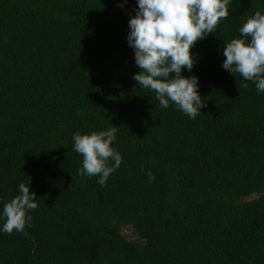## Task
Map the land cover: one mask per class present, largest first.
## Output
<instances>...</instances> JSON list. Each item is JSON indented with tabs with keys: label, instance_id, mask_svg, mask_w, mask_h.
I'll return each mask as SVG.
<instances>
[{
	"label": "trees",
	"instance_id": "obj_1",
	"mask_svg": "<svg viewBox=\"0 0 264 264\" xmlns=\"http://www.w3.org/2000/svg\"><path fill=\"white\" fill-rule=\"evenodd\" d=\"M138 11V0H0V264H264V92L222 67L264 0H230L192 46L181 76L206 102L195 119L133 78ZM111 127L122 161L101 186L80 174L73 136ZM21 183L38 207L8 234L3 209Z\"/></svg>",
	"mask_w": 264,
	"mask_h": 264
},
{
	"label": "clouds",
	"instance_id": "obj_2",
	"mask_svg": "<svg viewBox=\"0 0 264 264\" xmlns=\"http://www.w3.org/2000/svg\"><path fill=\"white\" fill-rule=\"evenodd\" d=\"M230 0H138L136 16L129 21L128 42L135 51V61L141 71L134 79L143 89L153 90L160 106L167 108L172 101L183 113L195 119L206 102L197 91L198 78H184L182 68L191 71V48L198 40L213 33L221 19L228 16ZM246 39H232L223 48L222 67L233 75L239 73L245 81H253L264 92V15L259 11L240 28ZM175 73V77L171 76ZM247 88L248 84L240 85ZM117 127L90 135L73 136L74 150L83 157L81 175L99 176L98 183L106 185L110 174L119 168L122 156L113 149ZM111 158L113 166H108ZM150 181L154 179L148 173ZM36 194L21 183L19 195L6 203L3 231L23 232L31 221L29 210L38 207Z\"/></svg>",
	"mask_w": 264,
	"mask_h": 264
},
{
	"label": "rangeland",
	"instance_id": "obj_3",
	"mask_svg": "<svg viewBox=\"0 0 264 264\" xmlns=\"http://www.w3.org/2000/svg\"><path fill=\"white\" fill-rule=\"evenodd\" d=\"M255 197V195H250L246 197L245 199H250ZM122 233L130 240H137L141 241L138 236L133 232L132 228L130 226H124L122 227Z\"/></svg>",
	"mask_w": 264,
	"mask_h": 264
}]
</instances>
